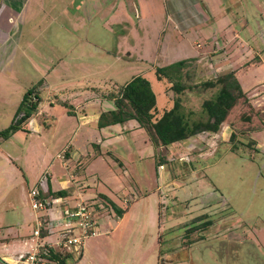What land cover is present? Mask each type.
<instances>
[{"label": "rangeland", "instance_id": "374dc122", "mask_svg": "<svg viewBox=\"0 0 264 264\" xmlns=\"http://www.w3.org/2000/svg\"><path fill=\"white\" fill-rule=\"evenodd\" d=\"M169 1L0 0V131L13 121L10 118L18 107L9 110V105L22 100L32 87L44 85L42 96L49 91L61 101L54 108L45 104V110L55 115L47 119L52 126L48 133L34 129L28 138L22 131L10 141L0 137V146L13 158L0 152V237L18 232L30 235L36 227L38 213L22 173L15 170L14 174L12 162L28 179L54 160L53 171L61 172L57 158L67 154L69 147L58 152L65 140L55 137L58 127L52 121L59 118L61 127L65 119L66 131L70 120L75 127L78 123L77 116L67 115L69 108L62 104L66 99L77 106L88 97L117 92L135 75H143L156 94L157 116L174 106L178 95L172 86L178 82L186 85L179 95L187 120L203 118V101L214 97L218 86L201 84L228 73L231 67L216 71L208 63L190 59L181 69L162 66L171 74L158 78L157 50L173 27ZM219 1L229 26L220 36L218 26L209 27L217 35L209 34L215 37L213 42L200 36L196 46L204 50L202 57L211 61L231 53L234 49L226 39L232 47L242 46L239 49L252 61L258 60V54L264 58V0ZM110 5L117 7L108 15ZM259 65L257 75L264 77V66ZM174 70H180L179 74L173 75ZM251 72L245 73L246 87L255 79ZM13 75L18 82H11ZM1 84L20 85L9 104L2 103L1 97L8 93ZM190 87L199 89L188 92ZM77 92L80 96L73 100ZM257 104L255 108L240 102L220 132L193 136L191 147L190 138L155 147L137 121L116 124L114 130L125 131L109 144L103 143V155L83 158L89 186L84 187L81 200L94 203L101 233L89 238L83 253L69 264H264V99ZM230 130L237 134L233 142L224 137ZM41 146L46 148L42 157ZM161 159L166 160L163 167L157 163ZM101 194L124 212L120 214ZM208 220H212L210 226L193 230ZM4 251L0 242V257Z\"/></svg>", "mask_w": 264, "mask_h": 264}, {"label": "crops", "instance_id": "0c3cea01", "mask_svg": "<svg viewBox=\"0 0 264 264\" xmlns=\"http://www.w3.org/2000/svg\"><path fill=\"white\" fill-rule=\"evenodd\" d=\"M166 5L168 10V17L171 18L173 21L172 22L173 27L170 30V33L167 35L166 39L164 40L163 46L158 48L157 50V58H158L157 60L158 62H161L160 63L161 67L165 66L166 64L177 63L181 60H187L188 62H190L194 59H196L199 62L210 64L212 68L216 71H219L218 69L223 70V68L227 66L231 67L230 71H234L237 77L240 79L243 89L247 92L248 97L251 100L250 102L251 105L253 107H255L256 105H260L257 103H259V100L264 99V77H258L257 75V71H258L257 65L260 64L259 66H264V58L260 54H258L259 55L258 60L252 61L250 59V56L247 53H245V51L239 49L240 47L242 48V46L232 47L234 44L231 45L232 42L230 40H228L227 42L225 39L224 41L227 44V46H231V49L234 50L231 53L227 52L224 55L221 54L220 56H215L214 58H212L211 61H207L205 60L204 56L202 57L204 50H200V48L196 46V44L200 42V38H201L200 36L202 37L204 36L205 38H207L206 36H208L209 37L207 40L208 42H213V40H216L215 37L209 36V34L211 35L214 34L213 36H217L215 32L212 33L208 31L209 27H214L212 25L218 26L217 33L219 36L225 33L227 26H229V21L227 22L224 20L227 15L225 14L223 3H221L219 0H217L216 3H213L212 0H171L167 2ZM115 7L117 6L110 5L108 7V15L113 13ZM134 9H136V13H137L138 12L137 8L134 7ZM139 17H141V14H139ZM204 33L206 34L204 35ZM236 35L240 38L239 33H237ZM198 45L200 46V44ZM241 45L243 44L241 43ZM200 47H202V44ZM218 53H222V51ZM251 71H253L254 74ZM247 72H251L252 75H254L253 78H255L252 81V83L249 84V87H246V84H244L243 82V80H245L247 77L245 74ZM14 78L15 77L13 75L11 82L13 83L18 82V80H15ZM2 81L4 82L3 78ZM1 85L4 91L8 93V94H4V96L1 97L2 103L9 104L11 103L12 100L10 95L14 94L20 85L19 84H1ZM41 88L42 91L46 89L44 85H42ZM190 88L187 89L188 92L196 91L195 89H199L196 87H193L191 89ZM6 89H8V91ZM42 91H41V96H42ZM78 93L79 92L73 95L74 96L73 100H77L80 95H83V91L80 93V95ZM197 95L200 98V94ZM42 98L43 100L40 111L43 112L40 113L39 111L38 114H42L43 116L39 117L37 114L30 120L29 127L31 131L27 133L28 134L27 138L32 135V131H34V129L41 134L43 131H46V133H48L52 128L51 124L47 123V119L49 117L54 118L55 115H51L45 110V104L47 102L52 108H54V106L60 103L61 101L57 97V94L52 95V93L49 91L46 93L45 96H42ZM21 101L22 100L19 99L15 103L14 100V103L10 104L8 109L10 110L11 106H13L14 108L17 106L19 107ZM63 102H67L70 106L71 113L68 112L69 110L68 109L67 115L73 118L77 116L76 118L78 123H77V127H75L73 126L72 121L70 120V122H68L69 125L71 124L70 126H68L70 130L68 128V130L66 131L67 121L65 119L62 122L63 125L61 124L62 125L61 127L59 123L60 122L59 118L56 117L57 120H55L56 119L55 118L52 121L54 122L55 127L56 126L58 127L57 131L55 132V137L59 136L60 139H62L63 141L65 140L62 145V148L58 152H60L65 147H69L68 152L66 154L67 161L66 159L63 161L55 157L58 160H60L62 163L60 168L61 172L53 171L52 165L53 162L55 161L54 160L53 162H50L45 169L40 170L39 171L40 173L38 172L37 174L35 173L36 170L33 171V173L37 175L35 176V178L28 179L24 171L20 170V167L15 166L13 162L12 164L14 167V174H16L15 170L22 173L23 176L22 183L23 184L25 183L27 194L29 187L37 182L40 175L45 170L49 169L51 171V179L48 186L52 189V191L66 190V195L60 196L58 198H62L63 202L65 203L75 204L76 202L83 199L81 196H82V191L86 190V188L84 187L89 186L85 184V182L87 181V176H86L87 172L86 170L83 169V158L84 157L96 158L98 156H102L103 143L105 142L106 144H109L112 138L123 134L125 129L119 128L118 130H114L113 127L115 125L101 129L98 127V120L100 114L103 111L111 110L116 107L114 100L105 98L104 93L99 95H94L93 97H88L87 99H85L83 104L79 103L77 106H75L72 102H70L69 99H66ZM104 105H106L108 109H104L103 107ZM81 109L83 111V114H79ZM16 111L14 115L10 118V120L14 119ZM36 116H38L39 119H36ZM34 120L35 122H33ZM40 123L43 125H41ZM96 127H98L100 130H97ZM105 129H110V130L103 133L102 131ZM252 131H256V129H252ZM232 132L233 130L226 132L224 135L225 139H229V136ZM16 133L13 134V136L10 137L9 139H3V140L6 141L13 140L14 135H16ZM200 134L201 133L197 134L196 136H200ZM194 139L195 138L192 137L190 138L189 141L191 142L188 143V147H191L192 144H194ZM44 150L41 146L40 147L41 152L39 156L41 157L43 156ZM92 150L94 151V153H92ZM0 152L3 153L5 156H9V159L13 160L10 154L5 152L1 146H0ZM44 157L46 158V155H44ZM45 158H43L42 160H45ZM0 175H1V169H0ZM16 180L17 179H15V182ZM10 183L13 184V182ZM93 197L94 196L90 198ZM49 213L50 215L54 216L56 215L57 211L56 209L53 208L51 211H49ZM19 216L20 218L24 219V217H22L20 214ZM37 218H38V214H36V222H37ZM31 234L24 235L21 232H18L16 235L11 236L10 238L0 237V242L3 243V245L5 246V251H4L5 253L2 256V258L10 264H20L18 262L19 255L21 253L29 251L32 247ZM27 245L28 247L26 248ZM0 264L3 263L0 262Z\"/></svg>", "mask_w": 264, "mask_h": 264}, {"label": "trees", "instance_id": "16d2710c", "mask_svg": "<svg viewBox=\"0 0 264 264\" xmlns=\"http://www.w3.org/2000/svg\"><path fill=\"white\" fill-rule=\"evenodd\" d=\"M187 60H181L177 63L170 64L169 67L175 66L180 69L186 64ZM166 67V66H165ZM165 67L157 69L158 78H162L168 73ZM174 70L173 75L179 74ZM204 87L218 86V90L214 97L205 99L202 104L204 113L203 118L190 122L183 113L182 97L179 95L186 89V85L182 83H174L172 88L177 91L175 104L171 109H166L161 115L157 116L154 110L156 109L157 97L152 88L151 82L143 75H135L125 85L121 86L117 92H109L104 95L105 98L114 100L115 108L103 111L98 120V127L105 128L116 124H123L130 120H136L143 127L152 144L155 147L167 146L178 141H185L199 133L213 132L218 133L222 129V124L227 120L229 114L240 102L251 104L247 92L243 89L240 79L234 71L222 74L216 78L207 80L201 84ZM42 85H37L26 91L23 99L16 111L13 121L8 127L0 131V137L9 139L18 131L29 133L30 120L41 110ZM63 105L69 108L67 102H62ZM245 118L251 120V116ZM237 134L232 132L229 136V141L233 142ZM251 145V144H250ZM236 145L234 144L233 148ZM165 159L157 160L159 166L164 165ZM43 196L60 197L66 195V190L52 191L48 189L42 192ZM106 198L111 206H114L117 211L122 214L124 210L120 209L116 202L111 198L101 194ZM47 216L44 220L47 221ZM212 220L203 222L200 225L192 227L194 231L210 226ZM191 228V229H192ZM207 228V227H206ZM190 229V230H191ZM73 258V254L64 255L61 264H68L69 259ZM0 262L10 264L0 257Z\"/></svg>", "mask_w": 264, "mask_h": 264}, {"label": "built area", "instance_id": "2783aa9c", "mask_svg": "<svg viewBox=\"0 0 264 264\" xmlns=\"http://www.w3.org/2000/svg\"><path fill=\"white\" fill-rule=\"evenodd\" d=\"M59 159H66L65 154H59ZM163 167V165H161ZM51 171L45 170L35 184L29 187L28 194L32 208L41 215L31 234L32 247L19 255L20 264H61L64 255L83 253L85 242L101 232L95 219L94 203L80 200L75 204L61 201V198L43 196L48 189ZM57 208V217L49 211ZM47 216L49 219L44 220ZM69 263L70 259L67 260ZM68 263V264H69Z\"/></svg>", "mask_w": 264, "mask_h": 264}]
</instances>
